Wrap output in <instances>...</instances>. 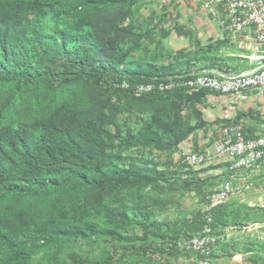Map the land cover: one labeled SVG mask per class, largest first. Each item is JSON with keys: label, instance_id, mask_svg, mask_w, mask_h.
Wrapping results in <instances>:
<instances>
[{"label": "trees", "instance_id": "16d2710c", "mask_svg": "<svg viewBox=\"0 0 264 264\" xmlns=\"http://www.w3.org/2000/svg\"><path fill=\"white\" fill-rule=\"evenodd\" d=\"M144 1L0 0V264L198 262L168 242L198 234L204 207L172 205L189 193L204 204L214 188L239 178L251 185L246 195L256 193L254 204L231 196L213 210L214 232L225 239L231 228L264 222V161L235 174L229 163L196 168L184 155L174 158L190 138L194 152L210 146L231 122L264 134L262 113L249 108L209 121L203 107L218 92H135L140 83L223 70L224 42L203 45L179 23L173 27L191 48L164 51L167 11L152 27L140 13ZM154 43L161 50L149 56ZM246 116L255 123L245 124ZM211 130L200 145V131ZM253 238L243 249L240 242L222 248L264 264V241Z\"/></svg>", "mask_w": 264, "mask_h": 264}, {"label": "built area", "instance_id": "2783aa9c", "mask_svg": "<svg viewBox=\"0 0 264 264\" xmlns=\"http://www.w3.org/2000/svg\"><path fill=\"white\" fill-rule=\"evenodd\" d=\"M204 7L218 20L223 32L242 34L244 41L250 40L258 48L264 44V0H205ZM246 46V44H245ZM251 48V46H250ZM259 64L240 73L200 72L185 80L140 83L136 86L137 94L155 90L169 91L186 87L189 91L208 89L229 98L231 106L223 110L221 118L232 119L235 116L234 103L246 102L252 98L264 100V54L253 57ZM128 87V84H124ZM185 161L197 168L213 159L229 163V170L236 173L256 168L264 161V134L248 135L242 123L225 124L219 138L203 150L184 152ZM250 184L244 178L226 181L206 195L204 203V224L198 234L169 241V248L189 251L199 256L198 264H210L211 254L224 241L212 228L213 210L224 204L231 196L241 195ZM255 232L256 238L264 241V222H251L241 229ZM226 237V236H225Z\"/></svg>", "mask_w": 264, "mask_h": 264}, {"label": "rangeland", "instance_id": "374dc122", "mask_svg": "<svg viewBox=\"0 0 264 264\" xmlns=\"http://www.w3.org/2000/svg\"><path fill=\"white\" fill-rule=\"evenodd\" d=\"M204 2L205 0H145L140 6V13L142 14L141 16L148 19V21L152 20L150 26L153 27L155 25V22L158 21L159 15L165 16L164 12L167 11L166 16L164 17L166 18L165 26L167 25L169 28H171L172 32L167 38L163 39L162 41L164 51L166 49L171 51H175L182 48L189 49L192 46L191 40L186 38L184 35L179 36L176 33V30L173 27L175 23H179L183 25L186 29H191L194 32V34H196V36L201 40L203 45L209 43L211 38H213L215 41L220 40L215 32V29H217L218 21L211 14V11L207 10L204 7ZM156 30H158V27H156ZM156 37L159 38V35H156ZM159 48L160 47L156 46V43L152 44L151 51L148 53V55L150 56L152 53H158L161 50ZM226 51L227 52L223 53L225 55L223 57H227V54H231L232 51L235 52V50H226ZM220 55H222L221 52L219 56ZM223 99L224 98H222L221 96H215V95H210L208 97L206 106L203 107L205 118L207 120L213 121L218 117H222L224 105H225ZM229 104L231 103L229 102ZM238 106L240 107V104H238ZM241 106H242L241 108L245 110L248 108H252L254 110V108L257 107L254 104L252 106H248L247 104L244 103ZM239 109L240 108H237L235 110V113ZM262 115L264 116V113H262ZM251 119L252 118L250 116H246V118L244 119V123L245 124L255 123ZM259 128L264 132V124L260 125ZM200 133L203 134V131H200ZM257 133L262 134L261 131ZM212 137H213L212 135L210 136L209 134H207L206 141L207 142L210 141ZM182 144H184V146L181 148L183 153L186 152V150H190L191 147H189V145L185 144V142ZM180 154L177 155L175 154L174 158L177 159L180 158ZM166 158L167 155L162 154L159 159L161 161H165ZM219 163L220 162L218 159H213L207 162L206 164H204L203 166H201L200 168H206V166L208 165H217ZM219 169H216V173L220 172ZM240 196L242 197V200L249 203V202H253L252 198L256 196V193H253L251 195H246L245 193H243ZM172 206L179 208L181 210L186 209L189 211H193L199 207L203 208L204 204H202L201 198L195 195V193H189L186 194L185 197L181 199V203L179 205L174 204ZM175 213H176V209H171L170 211L167 212V214L171 216ZM248 234H251V236L256 235L255 232H251V233L248 232ZM218 253L219 251L217 252V254ZM222 255H224V253ZM158 260L163 264H193V261L188 258L177 259L174 257L169 258L168 256H165ZM244 260H246V257L244 259L235 258L231 260L229 263H225L222 258H219L218 261L213 262L212 260L210 264H246Z\"/></svg>", "mask_w": 264, "mask_h": 264}, {"label": "crops", "instance_id": "0c3cea01", "mask_svg": "<svg viewBox=\"0 0 264 264\" xmlns=\"http://www.w3.org/2000/svg\"><path fill=\"white\" fill-rule=\"evenodd\" d=\"M215 32L218 35L219 39L224 42V46L220 50V52L222 53V55H220V56L221 57L225 56L223 53L227 52L226 50H235V52L232 51L231 54H227V57H223V59L221 61H218L219 65L223 66L222 67L223 70H221L220 68H213V69H209V70H202V72L206 71V72L240 73L243 71H248L250 69H253L259 64V62L256 59H254L253 57L258 55V54H264V44H262L257 50V48L253 42H251L250 40L244 41L242 34L233 35V34H228L227 32H223L221 27L219 26L218 22H217V29H215ZM245 44H246V46H245ZM250 46H251V48H250ZM228 57H233L234 59L230 60V59H228ZM235 68H239V71L234 70ZM226 70H228V72ZM221 97L224 98L223 101L225 102L224 110H226L227 108H230L231 104H229V102H230L229 98L225 95H221ZM243 103L247 104L248 106H252L254 104L257 106L256 108H254V110L259 111L261 113H264L263 112L264 111V100L261 98H259V99L252 98L246 102L239 101V102L234 103V106L236 107V109L240 108L239 110L236 111V114L238 113V111L243 110V108H241L242 107L241 105ZM238 104H240V107L238 106ZM248 109H246V110H248ZM203 134L199 133L200 145H203L207 142L206 141L207 134H209L210 136L211 135L214 136L212 130L209 131L205 137ZM185 144L189 145V147H191L190 149L192 150L193 141L191 140V138H190V140H188V142L185 141ZM183 146H184V144H181V148ZM186 151H188V150H186ZM182 153L183 152L180 149V151L177 152L176 155L180 154V157H181V155H184V153L183 154ZM178 159L175 158V160H178ZM223 163H225V162H223ZM219 170H220V172H222V168ZM214 172H216V171H214ZM259 199H260V202L262 203L263 199L261 197ZM249 205H253V202H249ZM249 236H250V238H253V236H251L250 234H248L247 232H244L242 230H237V229H233V228L227 230V234H226L224 241L221 242L215 250L213 262L218 261L219 258H222L225 263H229L231 260H233L235 258L236 259L237 258L244 259L246 257V260H244L245 263L251 264L249 261H247V258L250 255L249 251L247 252L245 250L237 249L235 252L232 253V255H230L228 252V251H230V249L228 250V249L222 248L223 243L230 244L232 242H240L241 248L243 249L244 248L243 244L248 242ZM259 240L260 239H258V241ZM218 251H219V253L217 254ZM223 253H224V255H222ZM163 257H165V256L159 257V259L163 258ZM179 258H188V259H191L193 261V264H197V261L194 262V259H195L194 257L190 258V257L180 256L177 259H179Z\"/></svg>", "mask_w": 264, "mask_h": 264}]
</instances>
